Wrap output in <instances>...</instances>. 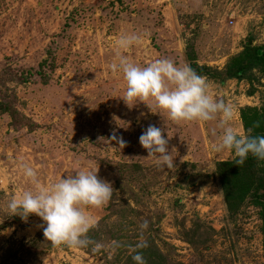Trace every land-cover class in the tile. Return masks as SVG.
I'll use <instances>...</instances> for the list:
<instances>
[{
	"label": "rangeland",
	"instance_id": "obj_1",
	"mask_svg": "<svg viewBox=\"0 0 264 264\" xmlns=\"http://www.w3.org/2000/svg\"><path fill=\"white\" fill-rule=\"evenodd\" d=\"M90 1L68 10L65 0H0V264H134L141 237L146 264H264V202L248 195L230 203L218 175L234 160L212 150L220 117L175 122L151 100L132 106L122 74L109 67L134 22L144 28L140 43L122 53L134 63L183 65L194 54L222 71L247 40L264 44V0ZM166 5L176 18L164 15ZM207 80L233 105L230 126L246 132L242 114L264 106V72ZM149 125L170 138L174 168L158 166L139 144ZM113 131L126 147L110 139ZM22 165L35 168L43 186L98 168L115 190L107 206L88 210L98 221L88 236L100 249L54 247L39 217L7 213L8 201L33 187Z\"/></svg>",
	"mask_w": 264,
	"mask_h": 264
},
{
	"label": "clouds",
	"instance_id": "obj_2",
	"mask_svg": "<svg viewBox=\"0 0 264 264\" xmlns=\"http://www.w3.org/2000/svg\"><path fill=\"white\" fill-rule=\"evenodd\" d=\"M139 43L137 35H121L116 60L109 66L113 73L122 74L126 82L124 101L134 106L151 100L175 122H209L220 117L223 132L213 151L232 153L237 165H243L249 155L264 160V136L253 135L251 130L237 131L230 126L233 105L214 96L212 85L204 76L197 74L189 64L177 65L165 58L140 66L122 54ZM110 139L121 149L127 146L115 131ZM169 139L162 128L149 125L140 135L139 144L158 166L172 169L175 166L168 147ZM21 169L23 177L33 187L8 201L10 216L18 215L22 220H27L29 215L39 217L44 225L43 236L54 247L86 249L93 246V250L102 247L88 236L98 223L88 210L107 206L112 202L115 190L111 182L99 178L98 168L61 176L49 186L42 185L35 168L22 165ZM140 227L147 229L148 222L144 221ZM146 247L147 241L142 237L132 246L134 264H146L143 254L138 251Z\"/></svg>",
	"mask_w": 264,
	"mask_h": 264
},
{
	"label": "trees",
	"instance_id": "obj_3",
	"mask_svg": "<svg viewBox=\"0 0 264 264\" xmlns=\"http://www.w3.org/2000/svg\"><path fill=\"white\" fill-rule=\"evenodd\" d=\"M243 48L241 55L234 58L222 71L199 65L194 54L188 55V64L197 74L206 79L218 80L221 84L226 80L241 81L254 70L264 72V44L253 46L249 39ZM242 122L245 131L251 130L253 135H260L264 125V106L260 112L255 109L250 112L245 110ZM263 165L264 160L249 155L243 165H237L233 160L218 166V175L230 203L241 202L248 195L256 202H264V174L260 170Z\"/></svg>",
	"mask_w": 264,
	"mask_h": 264
},
{
	"label": "crops",
	"instance_id": "obj_4",
	"mask_svg": "<svg viewBox=\"0 0 264 264\" xmlns=\"http://www.w3.org/2000/svg\"><path fill=\"white\" fill-rule=\"evenodd\" d=\"M142 1L145 3V5H147L146 0H142ZM163 1H167V0H160L159 2H163ZM168 1H170V3H167V4L171 5L172 2H176L177 0H168ZM86 2L89 3V4H92V2L90 0H87V1L86 0H65V2H63V4H64L63 7H64V9L67 8L68 10L73 9L74 7H77V6L85 7L83 4L86 3ZM173 4H175V3H173ZM165 8L168 10V13L165 11L164 15L167 14V16H168V14H172V16H174L176 18L177 9L174 8L173 5L172 6L166 5ZM68 10H64V11H68ZM169 10H170V13H169ZM174 17H173V22H175ZM129 25H131L130 29L132 28L133 34H135V35L137 33L143 32V30H144L143 27H140L139 25L134 24V22L132 24H129ZM134 29H137V31H135L136 33L134 32ZM146 30L151 31V30H153V28L146 27Z\"/></svg>",
	"mask_w": 264,
	"mask_h": 264
}]
</instances>
